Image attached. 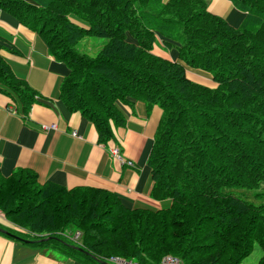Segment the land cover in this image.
I'll return each instance as SVG.
<instances>
[{
	"label": "trees",
	"instance_id": "obj_1",
	"mask_svg": "<svg viewBox=\"0 0 264 264\" xmlns=\"http://www.w3.org/2000/svg\"><path fill=\"white\" fill-rule=\"evenodd\" d=\"M230 1L245 13L237 27L205 0H0V12L37 32L68 68L60 100L94 125L99 142L124 125L118 104L161 109L147 157L149 195L170 200L167 208H130L108 190L40 184L19 169L0 173L7 231L83 264L111 256L158 264L166 254L184 264H239L255 244L264 264V0ZM91 37L105 39L92 54L90 40L78 46ZM158 40L178 61L153 53ZM185 66L208 73L212 85L189 78ZM3 88L25 111L34 101L0 55Z\"/></svg>",
	"mask_w": 264,
	"mask_h": 264
},
{
	"label": "crops",
	"instance_id": "obj_2",
	"mask_svg": "<svg viewBox=\"0 0 264 264\" xmlns=\"http://www.w3.org/2000/svg\"><path fill=\"white\" fill-rule=\"evenodd\" d=\"M205 1L210 13L233 27L245 16L230 0ZM0 43V55L14 76L34 92V101L25 111L14 93L7 88L0 90L3 176L25 169L35 173L40 184L51 182L66 188L86 186L108 190L130 208L161 209L170 205L169 199L155 200L149 195L152 180L147 157L161 115L157 105L147 109L140 100L130 105L118 104L125 123L113 127L112 138L101 143L94 125L61 102L59 87L68 68L49 53L37 32L0 12ZM153 53L178 61L176 52L167 50L159 40ZM50 124H55V129H41V125ZM113 147L118 150L117 156L111 153ZM0 227L11 228L1 215ZM0 264L83 263L62 250L23 242L0 232Z\"/></svg>",
	"mask_w": 264,
	"mask_h": 264
},
{
	"label": "rangeland",
	"instance_id": "obj_3",
	"mask_svg": "<svg viewBox=\"0 0 264 264\" xmlns=\"http://www.w3.org/2000/svg\"><path fill=\"white\" fill-rule=\"evenodd\" d=\"M167 1V0H165ZM227 22V21H226ZM228 23V22H227ZM229 24V23H228ZM90 40V41H88ZM105 39H102V38H96V37H91V38H84L82 39L78 46L80 47V50H85L84 48V45L87 42L86 46H87V50L89 53H93L95 51V49L97 48V44L98 43H103ZM186 74L189 78L193 79L194 81L196 82H199V83H202V84H205V85H212V81H211V77L208 75V74H205V72H199V71H196V70H189L187 69L186 70ZM234 194L236 196H239L241 198H245L247 200H253L255 202H257L256 200L257 199H253L251 197V193L250 191H247L245 189H234L233 190ZM0 215H2V213L0 212ZM73 234V233H72ZM72 239V236L70 237ZM260 254H261V251H260V248L257 244L254 245L251 253L245 257L239 264H257V261L260 257Z\"/></svg>",
	"mask_w": 264,
	"mask_h": 264
},
{
	"label": "built area",
	"instance_id": "obj_4",
	"mask_svg": "<svg viewBox=\"0 0 264 264\" xmlns=\"http://www.w3.org/2000/svg\"><path fill=\"white\" fill-rule=\"evenodd\" d=\"M41 129L43 130H51V129H55V124H50V125H41ZM75 134L74 132H72V135ZM111 153L113 155L118 154V150L116 147L111 148ZM129 165H132V163L130 161L127 162ZM69 234L70 236H72V239L74 241L79 239L80 233L79 232H75L73 234L70 233H66ZM107 261L111 264H137L135 261L133 260H129V259H124V258H120L117 256H111L107 259ZM158 264H184L179 258H177L176 256L170 255V254H166L164 256L161 257L160 261L158 262Z\"/></svg>",
	"mask_w": 264,
	"mask_h": 264
},
{
	"label": "water",
	"instance_id": "obj_5",
	"mask_svg": "<svg viewBox=\"0 0 264 264\" xmlns=\"http://www.w3.org/2000/svg\"><path fill=\"white\" fill-rule=\"evenodd\" d=\"M0 232L3 233V234H5V235H7V236L12 237V238L19 239V240H21L23 242H28V240H23V239L19 238L18 236H16L15 234H13V233H11V232H9V231L1 228V227H0ZM76 248L81 249L79 247H76ZM105 264H109V263L106 262Z\"/></svg>",
	"mask_w": 264,
	"mask_h": 264
},
{
	"label": "clouds",
	"instance_id": "obj_6",
	"mask_svg": "<svg viewBox=\"0 0 264 264\" xmlns=\"http://www.w3.org/2000/svg\"><path fill=\"white\" fill-rule=\"evenodd\" d=\"M3 217V216H2Z\"/></svg>",
	"mask_w": 264,
	"mask_h": 264
}]
</instances>
